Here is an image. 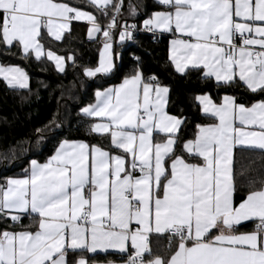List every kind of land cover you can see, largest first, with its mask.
<instances>
[{
    "label": "snow or ice",
    "instance_id": "obj_1",
    "mask_svg": "<svg viewBox=\"0 0 264 264\" xmlns=\"http://www.w3.org/2000/svg\"><path fill=\"white\" fill-rule=\"evenodd\" d=\"M153 2L161 10L138 25L125 18L140 12L133 0L127 8L125 0H87L98 15L56 0H0V47H15L21 59L46 55L65 72L74 55L45 52L42 40L61 41L73 21H87L101 47L97 65L82 66L86 77L115 74L117 34L123 45L144 31L169 35L175 73L248 94L244 102L192 94L189 106L211 122L184 139L187 117L167 110L170 86L145 76L133 54L134 71L97 88L79 110L88 135L107 145L63 139L43 163L31 159L22 175L0 182V264H100L94 257L108 250L120 264H264V176L245 180L236 157L237 148L264 154V0ZM0 78L30 91L19 65L0 64ZM245 222L253 227L240 231ZM153 237L167 239L165 255Z\"/></svg>",
    "mask_w": 264,
    "mask_h": 264
},
{
    "label": "trees",
    "instance_id": "obj_2",
    "mask_svg": "<svg viewBox=\"0 0 264 264\" xmlns=\"http://www.w3.org/2000/svg\"><path fill=\"white\" fill-rule=\"evenodd\" d=\"M74 6H80L86 11H93L87 5V0H63ZM140 4V12L135 17L125 18L128 23L142 24L143 19L152 11L161 10L153 0H133ZM128 0H125L127 8ZM98 15V14H97ZM103 22V21H102ZM123 21H121L122 23ZM87 27L84 24H73L61 42H54L47 36L42 40L45 50L51 49L58 55L67 57L69 53L76 58V63H66L65 72H58L47 58L37 61L33 56L27 60L21 59L17 49L10 52L0 47V64L12 63L21 66L29 75L28 89H11L0 79V182L9 176L16 177L29 167L31 159L43 163L52 155L59 141L91 140L93 143L107 145L106 139L99 135L90 136L87 133L89 119L83 117L79 110L93 103L94 91L120 83L125 75H130L135 69L133 54L141 58V69L145 76L155 75L160 81L170 86L171 102L167 110L172 115H183L188 119L181 130L184 139L191 138L197 123H206L198 109L190 107V97L197 92H208L218 102L223 94L235 95L239 102L248 99V94L242 89L221 88L214 81H201L198 73L189 72L187 76L175 73L168 61V36H158L139 33L132 43L123 45L114 43V50L121 53V59L116 60L118 71L107 76L86 77L83 67H95L98 62L100 44L98 41H88ZM117 38V37H116ZM183 110V111H181ZM55 121L59 124L50 123ZM41 129L42 139L36 133ZM39 141V142H38ZM237 170L244 169V179L264 176V154L257 151L236 150ZM251 169V171H249ZM241 177L238 175L237 183ZM240 195L237 194V202ZM27 219L25 223H27ZM253 227L252 223L241 226L240 231ZM167 239L153 237L152 248L160 255L167 251ZM175 245H173L174 247ZM98 262L109 261L107 257L97 255Z\"/></svg>",
    "mask_w": 264,
    "mask_h": 264
},
{
    "label": "crops",
    "instance_id": "obj_3",
    "mask_svg": "<svg viewBox=\"0 0 264 264\" xmlns=\"http://www.w3.org/2000/svg\"><path fill=\"white\" fill-rule=\"evenodd\" d=\"M56 2H65V1H63V0H56ZM67 3V2H66ZM73 24H84V25H86V27L88 28V22L87 21H73L72 23H71V25H70V29H71V27H72V25ZM129 24H131V23H129ZM70 29H69V31H70ZM69 31H66L64 34H63V36H62V39L64 38V36L67 34V33H69ZM164 36H168V40L170 39V37H169V35L168 34H164ZM50 40H52V41H54V42H61L62 41V39H61V41H56L53 37H49V36H47ZM86 37H87V40L88 41H91V40H89V38H88V35H87V31H86ZM115 43H117V44H120L119 43V40H118V36H117V38H116V42ZM126 43V42H125ZM100 44V43H99ZM100 47H101V45H100ZM47 50H45V52H46ZM33 57H34V54H33ZM43 58H46V55L44 56V57H42V59ZM99 59V58H98ZM52 62V61H51ZM67 62H69V61H66V63ZM53 63V65H54V67H55V64H54V62H52ZM55 69H56V67H55ZM57 70V69H56ZM58 71V70H57ZM59 72V71H58ZM98 76H100V74H98ZM103 76V75H102ZM1 80H2V78H0ZM4 82V81H3ZM122 82V81H121ZM5 84H6V82H4ZM119 84V83H118ZM7 85V84H6ZM7 87H9L8 85H7ZM10 88V87H9ZM11 89H14V88H11ZM15 89H18V90H24V89H19V88H15ZM95 101V100H94ZM94 103V102H93ZM87 106V105H86ZM79 113H80V111H79ZM81 114V113H80ZM82 115V114H81ZM93 121L94 122H100V119L99 118H93ZM247 223H251V222H245V223H243L242 225H244V224H247ZM97 255H100V256H104V257H107L108 258V260L109 261H113L114 262V264H120V260H121V256H120V254L116 251V250H108V252L107 253H105V252H99ZM96 255V256H97ZM106 262L107 261H105V262H100V264H106Z\"/></svg>",
    "mask_w": 264,
    "mask_h": 264
},
{
    "label": "built area",
    "instance_id": "obj_4",
    "mask_svg": "<svg viewBox=\"0 0 264 264\" xmlns=\"http://www.w3.org/2000/svg\"><path fill=\"white\" fill-rule=\"evenodd\" d=\"M139 33H146V34L152 35L151 33H148V32L138 31L137 33L134 34L135 37H136V35L139 34ZM117 36H118V34H117ZM132 42H133V41H127L126 43H132Z\"/></svg>",
    "mask_w": 264,
    "mask_h": 264
}]
</instances>
